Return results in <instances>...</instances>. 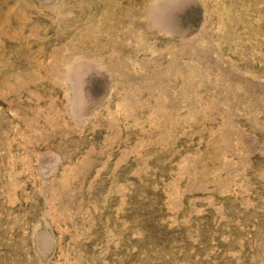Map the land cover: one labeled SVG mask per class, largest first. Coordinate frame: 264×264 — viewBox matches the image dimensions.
Instances as JSON below:
<instances>
[{"label":"rangeland","instance_id":"obj_1","mask_svg":"<svg viewBox=\"0 0 264 264\" xmlns=\"http://www.w3.org/2000/svg\"><path fill=\"white\" fill-rule=\"evenodd\" d=\"M0 264H264V0H0Z\"/></svg>","mask_w":264,"mask_h":264}]
</instances>
